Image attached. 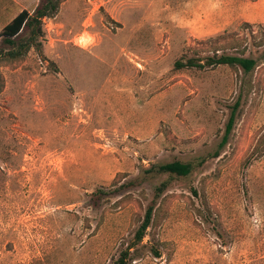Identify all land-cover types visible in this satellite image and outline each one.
I'll use <instances>...</instances> for the list:
<instances>
[{"label": "rangeland", "instance_id": "1", "mask_svg": "<svg viewBox=\"0 0 264 264\" xmlns=\"http://www.w3.org/2000/svg\"><path fill=\"white\" fill-rule=\"evenodd\" d=\"M41 27L0 46V264H114L165 181L127 264H264V0H63ZM218 36L256 68L174 67Z\"/></svg>", "mask_w": 264, "mask_h": 264}, {"label": "trees", "instance_id": "2", "mask_svg": "<svg viewBox=\"0 0 264 264\" xmlns=\"http://www.w3.org/2000/svg\"><path fill=\"white\" fill-rule=\"evenodd\" d=\"M63 0H39L33 11H21L9 24H7L0 32V46L2 44L10 47V55L12 57L27 53L31 48L36 46V42L42 37V20L53 18L59 11L60 4ZM231 37L218 36L214 40L210 39L209 43L222 45L214 46L211 50V56H206L204 61L196 60L193 57L183 56L182 59L174 63L176 69L197 68L204 70L218 66H226L236 68L245 74L252 72L257 66V60L251 56H245L244 51L234 53L236 49L235 40ZM237 50V49H236ZM239 103H236L231 110L222 144L224 145L235 123V111ZM195 166L189 162H181L178 160L156 163L150 168L143 171L140 179L129 180L126 186H133L136 183L148 182L153 178L166 176L168 178H185L194 171ZM168 182H162L154 188L153 199L145 209L143 219L134 233L133 242L121 252V255L114 264H127L137 257L139 250L136 248L143 244L147 230L150 228L154 218L156 202L168 187ZM93 195L101 197L104 195L103 190H95ZM153 255L158 258L159 253L156 249L151 250Z\"/></svg>", "mask_w": 264, "mask_h": 264}, {"label": "crops", "instance_id": "3", "mask_svg": "<svg viewBox=\"0 0 264 264\" xmlns=\"http://www.w3.org/2000/svg\"><path fill=\"white\" fill-rule=\"evenodd\" d=\"M39 0H0V32L21 11L31 12Z\"/></svg>", "mask_w": 264, "mask_h": 264}]
</instances>
